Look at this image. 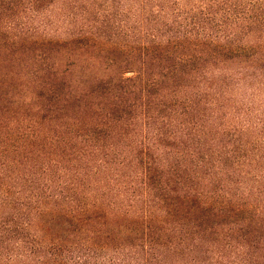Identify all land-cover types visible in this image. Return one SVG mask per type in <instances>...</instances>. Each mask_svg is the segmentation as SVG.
Listing matches in <instances>:
<instances>
[{
  "label": "trees",
  "instance_id": "1",
  "mask_svg": "<svg viewBox=\"0 0 264 264\" xmlns=\"http://www.w3.org/2000/svg\"><path fill=\"white\" fill-rule=\"evenodd\" d=\"M0 264H264V0H0Z\"/></svg>",
  "mask_w": 264,
  "mask_h": 264
}]
</instances>
